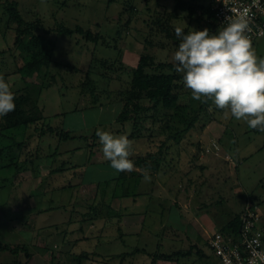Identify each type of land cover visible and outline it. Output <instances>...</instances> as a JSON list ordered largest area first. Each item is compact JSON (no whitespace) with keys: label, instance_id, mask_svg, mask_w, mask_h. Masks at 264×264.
I'll return each instance as SVG.
<instances>
[{"label":"rangeland","instance_id":"1","mask_svg":"<svg viewBox=\"0 0 264 264\" xmlns=\"http://www.w3.org/2000/svg\"><path fill=\"white\" fill-rule=\"evenodd\" d=\"M209 2L212 0H0V75L9 76L12 91L29 89L44 111V119L37 124L1 131L0 241L21 247L15 253L6 251L5 259L24 261L30 251H42L41 264H71L74 251H102L107 245L113 252L129 250L130 243L121 242L119 236L100 241L90 235V240L80 241L72 252L67 247L70 243L57 240L54 233L71 229L72 220L85 229L110 228L109 234H119L117 228L130 207L138 215L125 218L140 220L149 215L165 220L182 248L187 249L190 242L195 245L199 234L204 235L206 240L201 243L207 254L201 258L194 249L188 263L219 264L207 242L208 231L202 230L226 225L250 204L264 211V132L249 128L243 120L225 118L212 101L204 104L192 99L183 80L177 84L175 105L169 109L160 106L155 121L147 117L143 122L148 129H142V137L130 139L131 159L155 153L167 137L159 129L169 122L172 130L167 132L172 139L166 142L168 147L163 146L160 172L149 174L150 181L129 177L113 200L109 188L104 191L107 184L102 185L117 179L119 173L104 159L96 131L132 133L131 124L123 126L117 121L123 106L121 91L131 84V69L145 53L153 55L156 63L174 62L179 41L161 31L163 21L174 29L183 27L185 34L205 28L210 34L217 33L223 25L213 16L206 18ZM11 6L35 23L34 32L44 39L31 48L36 50L48 40L53 45V60L32 77L23 78L19 71L31 52L18 48L17 23L8 12ZM62 26L73 29V34L61 33ZM87 31L95 41L87 38ZM252 44L257 55L264 57V36ZM154 70L152 66L150 71ZM81 83L85 90L94 86L95 101L89 91L81 92ZM49 125L57 132H47ZM59 127L72 136L63 138ZM211 139L219 141V155L208 150ZM22 141L23 148L19 147ZM229 154L233 159L228 161ZM109 201L121 218L111 211L108 217L93 219L96 202L106 213ZM92 220L95 226H90ZM35 231L46 232L48 238L40 251L36 246L43 242L39 243L38 234L35 247L22 240Z\"/></svg>","mask_w":264,"mask_h":264},{"label":"trees","instance_id":"2","mask_svg":"<svg viewBox=\"0 0 264 264\" xmlns=\"http://www.w3.org/2000/svg\"><path fill=\"white\" fill-rule=\"evenodd\" d=\"M210 1V0H209ZM206 18L210 20L212 16L214 17V13L212 10V2H209L206 9ZM8 12L10 14V20H14L17 23L16 27V43L21 48L22 51L27 49L31 52L30 58L23 64L19 71L23 78L32 77L35 73H41L42 70L49 66L51 61L53 60V45L51 44L50 40L45 41V43L39 46L36 50L31 47H34L35 44H38L40 41L42 42L44 39L40 35L34 32L35 23L27 21L22 17V14L19 10L14 7H8ZM213 19V18H212ZM82 29V27H79ZM160 29L167 34L170 38L176 39L180 42V38L175 35V29L171 27V25L167 21H163L160 24ZM61 33H65L68 35L73 34V29L62 26L60 28ZM31 34L29 40L25 39V36ZM87 38L91 41H95L96 37L92 35L91 31H87ZM42 39V40H41ZM154 66L155 70L150 71L151 67ZM150 68V69H149ZM169 70H168V69ZM133 76L131 80V84L129 87L125 88L121 91L122 102L123 106L121 107V113L117 121L121 123L123 126L127 124H131L132 126V133L128 135L129 139H134L135 137L139 136L142 137V129L146 128V123H143L147 120V117H152L154 121L157 118L156 112H158L162 107H169L174 106L177 100V89H178V82L182 80V73H177L175 70V62H160L156 63L153 55L149 54H142L140 56L139 62L136 67L131 69ZM4 76L5 81L9 84V76L6 74H1ZM47 87L51 85V82L47 83ZM84 83H81V92L85 93V91H89V93L94 98V101L98 98V95L95 93L94 86L89 90H85ZM94 90V91H93ZM15 93V104L16 108L14 112L9 113L7 116L2 117V121L0 122V135L1 131H6L7 129H14V128H23V127H30L31 125L37 124L39 121L44 119V111L40 108L38 100L35 99L32 94L30 93L29 89L24 91L16 92ZM211 103V100L207 101L206 104ZM205 104V103H204ZM148 112H151L148 114ZM168 119V118H167ZM170 120V118L168 119ZM195 120V119H193ZM191 121L190 124H192ZM48 131H55L57 132L56 128L52 126H48ZM60 128V134L63 138H69L72 135L62 127ZM150 128V127H149ZM169 128L172 130V126L169 125V122H166V125L161 127L159 131L165 134L166 140L162 141L159 149L155 153H146L145 155L139 156L134 160L136 168L134 171L127 173L121 172L118 175V178L110 179L109 181L102 182L104 191L109 188L110 192V200H113L117 197L116 193L121 191L120 187L124 184V180H127L129 177H143V170L148 169L149 174L152 173H159L161 169V160L163 158L162 150L163 146L166 145V142L171 138V135L168 134ZM190 128V125H189ZM140 130V131H139ZM185 129H181L183 132ZM178 131V130H176ZM45 132V128L43 129ZM180 132V131H178ZM54 133V132H53ZM179 142V140L177 141ZM24 142L22 141L19 143V147L23 148ZM168 147V145H166ZM4 150V149H3ZM0 149V154L3 152ZM112 182L115 183L114 186ZM122 192V191H121ZM98 202H96V207L92 208L95 212L93 219L99 218L101 216L108 217L107 214L114 211L113 207L111 206V202L109 201L107 207L108 211L103 213L101 210L97 208ZM253 206V205H252ZM102 209V208H100ZM101 211V212H100ZM244 211V209H243ZM242 210L236 212L234 216L227 222L226 225L221 226L220 230L226 233H233L238 234L239 229L241 227V214ZM114 213L121 218L122 214L120 212L114 211ZM90 219V218H89ZM91 220V219H90ZM197 248V255L199 257H204V254L200 251L199 245L191 244L190 247L187 249L180 248L176 249L172 252L166 251H148L146 249H141L136 247L131 252H125L121 254H116L111 256V260L122 258V261L127 257L128 254L137 255L141 253L143 250L146 252L147 255L153 261L152 264H156L158 261H174L178 262L181 261L183 258L188 256H192L194 252V248ZM19 245H11L7 243L0 242V252L10 250L13 253L20 250ZM206 255V254H205ZM28 256H32L31 253H28ZM90 258V252L88 251H81L79 253H72L71 255V264H84L85 261ZM107 260V259H106Z\"/></svg>","mask_w":264,"mask_h":264},{"label":"clouds","instance_id":"3","mask_svg":"<svg viewBox=\"0 0 264 264\" xmlns=\"http://www.w3.org/2000/svg\"><path fill=\"white\" fill-rule=\"evenodd\" d=\"M225 21L215 34L207 28L185 34L183 27L176 26L180 42L173 55L175 70L182 73L192 99L211 100L225 118L243 120L249 128L264 132V57L253 47L251 20L245 11L229 15ZM260 34L264 35V30ZM15 108V93L0 75V118ZM96 136L104 159L117 173L135 170L130 158L133 141L127 135L97 129ZM143 177L150 181L148 169L143 170Z\"/></svg>","mask_w":264,"mask_h":264},{"label":"crops","instance_id":"4","mask_svg":"<svg viewBox=\"0 0 264 264\" xmlns=\"http://www.w3.org/2000/svg\"><path fill=\"white\" fill-rule=\"evenodd\" d=\"M107 181V180H106ZM147 207V206H145ZM146 209V208H145ZM137 210V208H136ZM132 215H138V212L133 211L132 208H127L124 214V220L120 222V226H118L117 231H119V234H109L108 231L110 232V228L105 229H85L80 226H78V223H74L72 220L70 221V226H73L69 230H65L62 233H58L56 230V239L61 240L63 239L64 243H70V245H67L69 250H72L73 247L76 248L79 244L80 241H85V240H90L91 237H98L100 238V241H111L109 237L111 236H119L118 239L123 242V243H130V249H124L122 252H113L112 250L109 249L108 245L104 246L105 250L103 249L102 251L98 250H92L88 251L90 252V258H88L84 264H152V260L149 257V255L146 254V252L143 250L141 253L137 255H131L128 254L127 257L122 261V258H117L111 260V256L116 255V253L121 254L125 252H131L133 249L136 247H139L141 249H146L148 251H166V252H172L176 249H180L184 246H180L179 243L176 241L174 233L171 231L169 228L170 224H167V222L164 220L162 221L161 219H156L154 216H145L143 219L140 220H130L125 218V216H132ZM134 217V216H132ZM85 222V221H84ZM13 223V222H11ZM62 223V222H61ZM60 223V224H61ZM60 224H56L59 225ZM83 224V223H82ZM103 224V223H102ZM95 226L94 220L91 221L90 226ZM105 224H103L104 226ZM213 225V224H212ZM211 226V225H210ZM207 229V228H205ZM203 229L206 233L208 231V235L210 236L211 230L213 229ZM210 232V233H209ZM58 233V234H57ZM38 234V241L39 243L43 242L40 245H37V249L40 251L47 242L48 238L46 237V232H39L35 231V235H27L26 238L22 239L23 242H26L27 245L31 248V246L35 247L33 242H35V236ZM60 238V236H62ZM91 235V237H89ZM65 236V237H64ZM108 238V240H107ZM206 240V237L204 235L199 234L198 239L194 240L196 241L195 244L199 245L200 251L202 254H207V251L204 249L203 245L201 242ZM209 241V237L207 242ZM1 243H7V244H12L11 242L8 241H0ZM16 243V242H15ZM20 243V242H19ZM32 243V244H31ZM76 245H75V244ZM17 244V243H16ZM190 243H188V246L190 247ZM209 244V243H208ZM132 245V246H131ZM179 245V246H178ZM177 246V248H176ZM40 248V249H39ZM67 249V250H68ZM194 249H197L196 247ZM31 250V249H30ZM84 250V249H83ZM8 251V250H7ZM74 250H72L73 252ZM6 251L0 252V264H15L18 262H22L23 264H41L44 256V252H39L38 254H33V251H30L32 256H27L25 257V260H15V261H10L9 258L5 259L4 256H6ZM75 252V251H74ZM43 253V254H42ZM194 254V252H193ZM63 255V254H62ZM72 255V254H71ZM193 256V255H192ZM213 256V255H212ZM188 256L186 258H183L181 261L174 262V261H158L156 264H189L188 259H190ZM214 257V256H213ZM215 258V257H214ZM107 259V260H106ZM219 263V262H218ZM191 264V263H190Z\"/></svg>","mask_w":264,"mask_h":264},{"label":"built area","instance_id":"5","mask_svg":"<svg viewBox=\"0 0 264 264\" xmlns=\"http://www.w3.org/2000/svg\"><path fill=\"white\" fill-rule=\"evenodd\" d=\"M215 21L223 26L225 18L236 12H247L251 20L252 43L262 38L264 30V0H212ZM220 143L211 139L208 150L220 154ZM227 159L232 160L229 154ZM238 234L226 233L220 228L211 230L209 247L219 264H264V211L258 205H248L241 214Z\"/></svg>","mask_w":264,"mask_h":264}]
</instances>
